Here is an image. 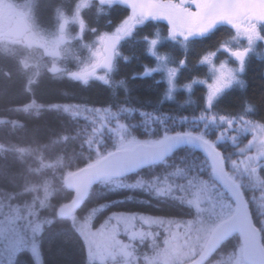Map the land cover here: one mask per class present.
Segmentation results:
<instances>
[{"label": "trees", "instance_id": "1", "mask_svg": "<svg viewBox=\"0 0 264 264\" xmlns=\"http://www.w3.org/2000/svg\"><path fill=\"white\" fill-rule=\"evenodd\" d=\"M14 1L29 4L31 19L43 32H53L59 15L70 16L79 2ZM128 12L123 3L102 5L92 0L80 12L83 21L81 38L72 40L65 48L63 57L57 61L59 68L51 66L52 59L41 54V50H36L37 55L34 56L21 44L0 43V118L8 120L0 124V145L3 146L0 150V195L23 194V180L30 175L26 163L12 150V146L42 148L45 153L50 150L52 155L65 159L68 171L72 173L114 150L136 143L121 140L118 147H114L108 136L88 140L85 135L77 134L82 123H76L67 114L51 108L53 105L72 104L109 111L124 108L130 116L125 121L126 128L141 142L150 140L151 143L164 139L165 135L186 132L199 135V129L205 130L200 126L192 128L186 125L185 118L201 113L207 116L217 114L226 117L230 123L223 126L226 129L224 140L213 145L224 159L229 177L241 189L264 247V45H256L253 54L246 57L236 82L216 97L210 110H206L205 106V84L210 81V72L203 60L216 54L215 61H228L221 48L234 42L236 35L231 27L224 24L204 36L189 38L181 43L179 39L172 41L166 38L164 22L148 20L117 42V53L105 79L107 83L93 78L85 84V81L68 76L67 72L73 70L80 58L85 56L84 47L93 43L100 33L112 31ZM71 32L76 33V26L71 27ZM260 33L264 36V26L260 27ZM155 38L160 39L155 47L157 54L176 69L175 89L172 91H169L161 72H146L156 65L154 56L149 52V41ZM228 62L233 65V60ZM31 103L38 104L40 108L37 111L24 108ZM139 112L151 114L154 119L141 118ZM208 141L211 142L210 139ZM88 142L98 149L96 158L92 151L87 150ZM196 158L200 160V164L196 163L198 168L210 173L211 180L222 190L207 158L194 147L180 146L161 163L128 177L147 175L150 179L154 175H166L163 163L170 161L185 169L188 180L186 177H180L181 180L174 178L180 173L167 174L163 185L157 184L159 191L157 185L151 182L127 190L122 187L105 190L98 182L89 189L73 216L78 217L84 210L101 206L98 214L103 213L104 216L139 214L151 217L156 220L151 231L171 227H161L160 222L173 224V221L192 219L195 205L190 191L197 186L198 180L196 176V181L192 179L193 166L191 168L185 163H194ZM72 197L71 191L65 187L51 196L50 202L56 208ZM36 239L42 264H88L85 242L70 217H58L52 211L38 230ZM228 247L240 248L241 251L237 235L230 236L219 249ZM1 248L9 254L3 259V264H34L28 249L9 246V243L4 245L2 241L0 252Z\"/></svg>", "mask_w": 264, "mask_h": 264}, {"label": "rangeland", "instance_id": "2", "mask_svg": "<svg viewBox=\"0 0 264 264\" xmlns=\"http://www.w3.org/2000/svg\"><path fill=\"white\" fill-rule=\"evenodd\" d=\"M91 1L79 0L73 14L70 16L59 15L53 32H43L32 21L28 3L23 5L14 0H0V43L21 44L34 56L37 55L36 50H41V54L52 59L51 66L54 68L58 67L57 61L63 57L65 48L72 43V40L81 38L83 21L80 12ZM95 1L102 5H111L116 2L121 3V0ZM141 1L157 4L159 9L156 12L163 13H181L186 15L187 13L193 14L198 8L197 3L193 2V0ZM216 1L215 10L220 13L221 17L236 13V2L239 0ZM253 1L264 9V0ZM249 10L251 13H256L253 9ZM152 13L155 12L130 8L126 17L112 31L100 33L93 43L84 47L85 56L80 58V62L76 64L73 70L68 71L67 75L84 81V79L80 78V74L85 73L87 80L98 79V77L103 76L104 80L101 81H105L117 53L118 40L128 37L136 26L142 25L149 18L165 22V19ZM261 17H264V14H248V10L245 11L244 7H242L241 14H237L236 17L231 19V22H229V19L225 21L232 28L236 36L234 42H229V44L221 48V53L231 63L233 60V65H229L230 63L225 60L215 61L216 54L205 57L203 62L208 66L210 72V81L205 84L207 91V85L214 82L218 75L217 69L221 65L233 71L235 80L230 86L236 82L238 74L241 71V64L233 55L234 52H244L245 60L247 56L253 54V49L256 45H264V36L261 35L260 29H258L259 26L261 27L264 24V19ZM167 23H165L167 28L166 38L172 41L179 39L181 43L189 38L205 34L208 31V29L203 28H185L182 30L183 34H180L178 31L173 35L170 34L173 31L172 25L169 22ZM72 26H76V33L74 34L71 32ZM253 27L258 33V37L254 36L253 42L250 44L248 36L244 34L243 30L245 28L252 29ZM200 29L203 30L201 31ZM159 42V38L149 41V52L154 56L156 65L153 70L151 69L146 72L149 74L161 72L169 91H172L175 89L176 69L169 65L167 60L162 56L157 54L155 47ZM105 64H110V68L105 67ZM97 65L99 66L97 67ZM93 72L95 73L94 75L92 74ZM169 79H171V86L169 85ZM227 88L223 89L222 92ZM24 108L37 111L40 106L36 103H31ZM51 108L67 114L76 123H82L79 126L80 132L77 134L85 135L88 140L108 136V141H111L114 147H118L117 144L121 140H124L123 142H141L126 128L125 121L129 120L130 116L124 111V108L109 111L72 104L53 105ZM202 114L204 115L203 119H201ZM138 115L141 118L154 119L151 114L139 112ZM221 117L223 116L217 114L207 116L201 113L195 117L185 118V123L187 122L186 125L192 128L197 126L202 127L206 132L199 129L198 134L204 138L207 137L212 144L216 145L225 138L226 129L223 126L230 123L226 117H223V120ZM149 141H146V143ZM90 145L91 142H88L87 150L92 151V154L95 156L94 158H96L98 149ZM2 147L0 145V150ZM12 150L26 163L30 175L25 180L23 194L0 195V242L2 241L4 245L9 243V246L14 245L30 250L34 264H42L37 247V232L42 224L46 222L52 211L58 215L60 206L53 208L50 198L59 189H65L63 179L70 173L68 171L69 165L61 156L57 154L52 155L50 150L45 153L42 148L29 146H12ZM196 163L200 164L199 158H196L194 163H185L191 168L193 166V170H191V173H193L192 179L196 181L197 178L198 180L197 186L193 187L190 191V195L192 196L191 201H194L193 204L195 205L194 217L185 221L172 220L173 224L169 221V223L165 221L160 222L161 227L170 225L171 227L168 230L160 228L151 231L153 222L156 223V220L144 215L107 214L104 216L103 213L100 215L98 212L101 206L84 210L78 217H70L85 242L88 264H186L198 256L211 230L222 219L233 212L234 204L227 194L214 184L215 182L210 178V173L203 172L202 169L198 168L199 165ZM163 164H165L167 169L166 172L163 168V172L166 175L180 173V176L175 175L174 178L177 180L185 177L187 180L189 179L185 174V169L179 167L178 164L170 161ZM249 165L250 163L247 164V166ZM60 169L62 170L60 171ZM57 171L60 172L57 173ZM166 175H161L160 177L154 175L150 179L146 177L147 175H138L132 179H129V177L118 180L107 178L101 180L99 185L101 188H105V190H115L118 187L127 190L137 187L139 184H147L148 182L162 186L163 181L168 177ZM156 188L158 190V185ZM155 243L159 244L157 248H155ZM153 248L160 255V257L157 256L159 257L157 260L153 257L154 254H151V249ZM8 255L6 249L1 248L0 264H3V259ZM208 264H244V262L241 258L240 248L235 250L228 247L219 249Z\"/></svg>", "mask_w": 264, "mask_h": 264}, {"label": "water", "instance_id": "3", "mask_svg": "<svg viewBox=\"0 0 264 264\" xmlns=\"http://www.w3.org/2000/svg\"><path fill=\"white\" fill-rule=\"evenodd\" d=\"M5 121L0 119V122ZM183 134L176 140L167 141L168 144H174L171 151H165L166 145L138 143L114 150L92 164L70 173L65 177L64 183L67 189L73 193L74 198L59 209L60 216L66 218L74 214L83 203L89 188L97 181L128 176L133 172L160 163L180 146H192L202 152L209 160L214 177L233 200L235 211L213 229L200 254L187 264H205L216 249L234 234L238 235L242 242L241 256L243 262L245 264H264V249L259 231L251 221L239 188L226 175L220 153L210 143L204 144L203 140H194L189 143ZM175 136L176 134L170 137ZM161 151H165L162 158L159 156ZM137 159L148 162L134 167L133 162Z\"/></svg>", "mask_w": 264, "mask_h": 264}, {"label": "snow or ice", "instance_id": "4", "mask_svg": "<svg viewBox=\"0 0 264 264\" xmlns=\"http://www.w3.org/2000/svg\"><path fill=\"white\" fill-rule=\"evenodd\" d=\"M193 2L197 3V7L200 10L196 14L187 13L186 15H177V16H173L171 14L163 13V12H156L152 14L159 16L160 18L167 19L169 21L173 29L172 33L170 34L174 35L178 31L180 32V34H183L182 32L183 29L185 28L192 29L194 27H197L199 24L203 23V21L207 18V16L211 14L214 11V8L216 7L215 5L208 2V0H193ZM133 7L135 8L136 6L133 5ZM221 18H227V17H221ZM261 18L264 19V17H261ZM229 22H231V19H229ZM200 30L202 31L203 29H200ZM243 31H244V34L248 36V41L250 44L253 42L254 36L258 37V33L256 32L254 27L252 29L245 28ZM153 43H155V41H153ZM233 55L240 61V64H241L240 70L242 71L244 55H245L244 52L237 51V52H234ZM98 66L99 65H97V67ZM104 66L110 68V64H105ZM217 72H218V75L216 79L214 80V82L207 85L208 91H207L206 98H205L206 110H210L213 108L216 97L222 92L223 89L229 87L232 84V82L235 80V76L233 74L232 69L224 65H221V67L217 69ZM92 74L94 75L95 73L93 72ZM80 78L84 79V81L87 82V75L85 73H81ZM98 79L104 80V77L100 76L98 77ZM105 83H107V81H105ZM169 85L171 86V79H169ZM203 118H204V115L202 114L201 119ZM221 119L223 120V117H221ZM181 135H182L181 133H177L175 137H170V136L165 135L163 140L158 141V142H153V143H157L159 145H166L165 151H171L172 147H174V144H168L167 141L176 140L180 138ZM183 136L187 138L189 143H191L194 140H203L201 136L193 135L191 132H186L183 134ZM203 143L208 144V141L203 140ZM165 151H161L159 153V156L161 158L165 154ZM147 162H148L147 160L142 161V160L137 159L133 162V166L138 167L142 163H147Z\"/></svg>", "mask_w": 264, "mask_h": 264}, {"label": "flooded vegetation", "instance_id": "5", "mask_svg": "<svg viewBox=\"0 0 264 264\" xmlns=\"http://www.w3.org/2000/svg\"><path fill=\"white\" fill-rule=\"evenodd\" d=\"M208 2H210L213 5H216V0H208ZM122 3L124 5H126L128 7V9L130 10V8H134L133 5H135L136 7H142L144 8L143 10H150L152 12L156 13V10L159 9L157 4L154 3H148L146 1H141V0H122ZM237 4V10L236 13L233 15H227V18H221V16L219 15L220 13L218 11L215 10L209 14L207 16V18L203 21V23L199 24L198 27H194V28H203V29H214L219 25H222L226 20L228 19H233L234 17H236L237 14H241L242 11V7H244L245 11L248 10V14H264V9L262 7H260L256 2H254L253 0H239L236 2ZM258 5V6H257ZM249 9H253L256 13H251ZM194 10V9H193ZM263 12H262V11ZM200 10L197 8L195 10V12L193 14L198 13ZM247 13V12H246ZM171 15H183L181 13H168ZM164 19V18H163ZM166 22H169L167 19H165ZM264 26V24H263ZM258 29H260V26L258 27ZM260 32V30H259ZM158 243H155V248L158 247ZM155 248L151 249V254L153 255V257L157 260L160 255L155 251ZM159 256V257H157Z\"/></svg>", "mask_w": 264, "mask_h": 264}, {"label": "bare ground", "instance_id": "6", "mask_svg": "<svg viewBox=\"0 0 264 264\" xmlns=\"http://www.w3.org/2000/svg\"><path fill=\"white\" fill-rule=\"evenodd\" d=\"M124 18H125V17H124ZM124 18H123V19H124ZM123 19H122V20H123ZM122 20H121V21H122ZM121 21H120V22H121ZM120 22H119V23H120ZM119 23H118V24H119ZM118 24H117V25H118ZM113 62H114V61H113ZM112 65H113V64H112ZM111 68H112V67H111ZM110 70H111V69H110ZM110 70H109V71H110ZM109 71H108V72H109ZM75 79H78V78H75ZM78 80H79V79H78ZM98 80H99V79H98ZM80 81H82V80H80ZM83 82H84V81H83ZM0 119L6 120L5 122H0V124H4V123H7V122H8V120L5 119V118H0ZM221 159H222V162L224 163V159L222 158V156H221ZM65 177H66V176H65ZM64 179H65V178H64ZM64 179H63V181H64ZM114 180H118V178H116V179H114ZM25 183H26V181L23 180V184H22V185H24V187H25ZM69 191H70V190H69ZM88 192H89V190H88ZM88 192H87V194H88ZM71 193H72V192H71ZM72 194H73V193H72ZM87 194H86V196H87ZM86 196H85V197H86ZM73 198H74V196L71 198L70 201H72ZM70 201H68L67 203H69ZM67 203H65V204H67ZM65 204H63V205H65ZM63 205H61V206L59 207V209H60ZM81 205H82V204H81ZM59 209H58V211H59ZM76 212H77V211H76ZM76 212H74L73 215H75ZM57 216H58V217H61L59 214H58Z\"/></svg>", "mask_w": 264, "mask_h": 264}, {"label": "clouds", "instance_id": "7", "mask_svg": "<svg viewBox=\"0 0 264 264\" xmlns=\"http://www.w3.org/2000/svg\"><path fill=\"white\" fill-rule=\"evenodd\" d=\"M85 84L87 83V82H84Z\"/></svg>", "mask_w": 264, "mask_h": 264}]
</instances>
